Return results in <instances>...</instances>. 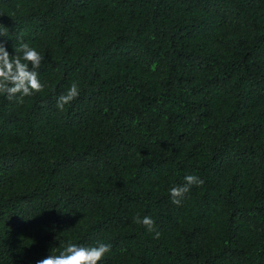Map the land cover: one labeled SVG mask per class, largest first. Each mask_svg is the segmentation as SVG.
Segmentation results:
<instances>
[{
    "label": "trees",
    "instance_id": "16d2710c",
    "mask_svg": "<svg viewBox=\"0 0 264 264\" xmlns=\"http://www.w3.org/2000/svg\"><path fill=\"white\" fill-rule=\"evenodd\" d=\"M0 24L45 85L0 95V264L69 241L111 244L99 264H264V0H0Z\"/></svg>",
    "mask_w": 264,
    "mask_h": 264
},
{
    "label": "clouds",
    "instance_id": "9594fccd",
    "mask_svg": "<svg viewBox=\"0 0 264 264\" xmlns=\"http://www.w3.org/2000/svg\"><path fill=\"white\" fill-rule=\"evenodd\" d=\"M0 35L9 37V30L3 24H0ZM13 49L15 55L9 53L4 42H0V95L5 96L8 101L23 104L26 97L44 91L45 85L40 81L38 73L44 56L23 40L18 44L14 42ZM79 94L78 85L73 83L65 94L59 96L57 108L63 111L66 105L78 98ZM184 179L186 182L184 185L174 186L169 190L172 202L176 205L181 204L192 186H201L204 183L195 175H187ZM134 223L142 225L149 232L155 231V221L150 216L136 215ZM159 236L160 233L157 231L155 238L158 239ZM111 247V244L105 243L83 246L69 241L59 254L52 250L50 255L37 261V264H99L111 251Z\"/></svg>",
    "mask_w": 264,
    "mask_h": 264
}]
</instances>
